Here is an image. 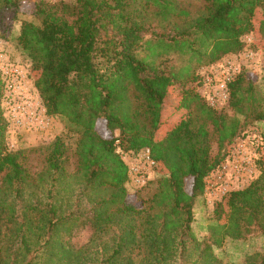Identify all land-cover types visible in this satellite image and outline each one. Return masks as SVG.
Listing matches in <instances>:
<instances>
[{
	"label": "trees",
	"instance_id": "obj_1",
	"mask_svg": "<svg viewBox=\"0 0 264 264\" xmlns=\"http://www.w3.org/2000/svg\"><path fill=\"white\" fill-rule=\"evenodd\" d=\"M21 1L0 0L3 34L19 19ZM201 1L202 13L188 27L170 21L191 16L175 0L34 4L35 19L21 22L17 43L48 112L76 126V165L68 168L59 137L44 148L45 166L36 174L24 151L8 149L0 75V264H221L215 247L264 236V142L258 177L217 202L206 236L192 229L205 178L247 124L264 121V94L252 73L240 71L229 102L214 108L197 90L203 73L190 62L179 70L169 63L173 51L216 63L240 53L246 34L264 49V0ZM172 107L184 111L178 121ZM143 148L162 176L136 205L128 199L123 155ZM85 226L91 237L78 245L74 230ZM243 264H264V249L247 253Z\"/></svg>",
	"mask_w": 264,
	"mask_h": 264
},
{
	"label": "rangeland",
	"instance_id": "obj_2",
	"mask_svg": "<svg viewBox=\"0 0 264 264\" xmlns=\"http://www.w3.org/2000/svg\"><path fill=\"white\" fill-rule=\"evenodd\" d=\"M41 0H22L21 1V11L18 15L19 19L16 21H10V29L3 34V31L0 32V37L5 40V48L8 53L14 59H19L25 61L26 57L22 50L20 49L17 43V34L19 32L21 22L23 20H34V4ZM46 1H56V0H46ZM178 6L186 7L190 10L191 16L189 19H185L183 17L171 16L170 21L173 23H177L180 26H189L195 18L202 13L203 2L201 0H175ZM260 14L256 18H259ZM172 26V24H171ZM167 30H170L168 27ZM252 37V34H246ZM243 36V42L245 45V36ZM263 37L261 36V40ZM245 47V46H244ZM254 47V46H253ZM259 52L258 62L253 63L251 61H246L243 59L238 53L237 54H227L223 56L220 60L213 64H197L195 59L190 60V56H183L178 52H170L169 63L173 64L174 68L179 70L183 68L188 62L192 64V67L195 72H205L208 71L212 65H217L223 63L227 58H236L234 59L240 69V71H246L248 73H252L254 75V79L257 84L258 90L264 94V49H256ZM155 57V55L153 56ZM169 64V65H170ZM189 68V65H186V69ZM34 80V76L32 74ZM194 85V81L190 83ZM197 84V90H198ZM179 93L174 96L173 95V106L178 104ZM184 111H174V107L171 110V118L173 120H179ZM225 112L229 116H234L235 112L226 109ZM239 118L243 120V116L239 115ZM102 123V122H101ZM103 128L105 127V123L102 124ZM76 126L65 116L63 115H54V121L52 126L46 130L41 129H33V130H23L19 131L14 128L8 127L6 132V143L9 150L24 151L26 157L25 161L27 166L30 168L31 172L36 174L40 172L45 166L43 152L44 148L52 144V142L57 138H62L68 146V155L70 159L68 161V168L73 170L76 165V157L75 150L79 139V133L76 131ZM97 128H101L98 126ZM99 132L108 136L109 131L99 129ZM258 134L262 136V140L257 141L259 139ZM250 136L253 142V146L255 149L258 148L260 144L264 142V121H254L247 124L241 134L238 137L242 136ZM238 137L236 139H238ZM235 139V140H236ZM235 140L230 144L229 147L235 143ZM262 142V143H259ZM218 148V143H214V150L216 151ZM258 155V154H257ZM126 158L129 166V182L127 184V188L129 191V200L136 205H140L141 198H145L149 195L152 190L155 188L156 181L162 176L157 167L148 168L145 172L142 173L145 181L141 184L137 183V178H141L140 175L135 174L132 170V165L134 163L133 158L127 154L123 155V158ZM257 160V157H256ZM218 201H215L213 204L207 201L204 193L201 198L197 199L194 206V221L192 223L193 232L197 237L202 238L209 233L208 225L211 221H213V210ZM92 234V230L90 227L85 226L79 229H75L73 233L72 240L74 243L78 245H83L88 242ZM264 249V236L257 235L253 236L252 239L248 240H227L223 246L215 247L214 252L219 256L222 263L221 264H243L245 255L254 250Z\"/></svg>",
	"mask_w": 264,
	"mask_h": 264
},
{
	"label": "built area",
	"instance_id": "obj_3",
	"mask_svg": "<svg viewBox=\"0 0 264 264\" xmlns=\"http://www.w3.org/2000/svg\"><path fill=\"white\" fill-rule=\"evenodd\" d=\"M245 47L238 53L246 61L258 62L259 52L253 47V36H245ZM227 58L223 63L212 65L202 72L203 79L198 83V91L208 104L222 108L230 99V82L240 72L234 60ZM0 75L4 84L2 108L10 128L19 131L41 129L52 126L54 115L48 112L40 97L32 77L30 65L23 60L14 59L5 48V40L0 37ZM259 139L262 136L258 134ZM262 143V142H259ZM134 160L132 170L140 175L136 182H144L143 172L156 166L149 148L137 153H129ZM257 149L250 136L238 137L225 160L205 178L204 195L209 203L222 200L223 196L240 190L251 184L258 177L256 163Z\"/></svg>",
	"mask_w": 264,
	"mask_h": 264
}]
</instances>
